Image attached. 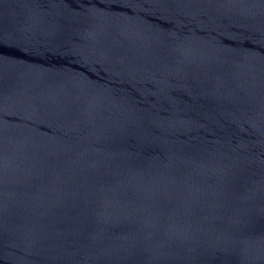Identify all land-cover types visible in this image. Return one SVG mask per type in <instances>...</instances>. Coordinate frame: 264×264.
Instances as JSON below:
<instances>
[{
	"label": "water",
	"instance_id": "1",
	"mask_svg": "<svg viewBox=\"0 0 264 264\" xmlns=\"http://www.w3.org/2000/svg\"><path fill=\"white\" fill-rule=\"evenodd\" d=\"M0 264H264V0H0Z\"/></svg>",
	"mask_w": 264,
	"mask_h": 264
}]
</instances>
